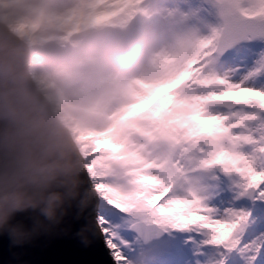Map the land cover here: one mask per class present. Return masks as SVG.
<instances>
[{"label": "snow or ice", "instance_id": "6c2138e0", "mask_svg": "<svg viewBox=\"0 0 264 264\" xmlns=\"http://www.w3.org/2000/svg\"><path fill=\"white\" fill-rule=\"evenodd\" d=\"M183 3L218 20L197 53L82 138L93 224L114 264H264V0Z\"/></svg>", "mask_w": 264, "mask_h": 264}, {"label": "clouds", "instance_id": "9594fccd", "mask_svg": "<svg viewBox=\"0 0 264 264\" xmlns=\"http://www.w3.org/2000/svg\"><path fill=\"white\" fill-rule=\"evenodd\" d=\"M215 24L181 0H0V231L22 238L19 212L40 228L93 206L82 138L175 79ZM168 143L147 156L167 157Z\"/></svg>", "mask_w": 264, "mask_h": 264}, {"label": "water", "instance_id": "95a60500", "mask_svg": "<svg viewBox=\"0 0 264 264\" xmlns=\"http://www.w3.org/2000/svg\"><path fill=\"white\" fill-rule=\"evenodd\" d=\"M92 208L73 205L59 223L40 228L36 212L17 213L12 224L25 235L0 231V264H114L94 227Z\"/></svg>", "mask_w": 264, "mask_h": 264}, {"label": "rangeland", "instance_id": "374dc122", "mask_svg": "<svg viewBox=\"0 0 264 264\" xmlns=\"http://www.w3.org/2000/svg\"><path fill=\"white\" fill-rule=\"evenodd\" d=\"M181 2H185V0H181ZM188 2L192 3L194 6H199L201 3V0H188ZM204 19L212 22V23H218L217 18L213 14L206 15ZM110 251V249H109Z\"/></svg>", "mask_w": 264, "mask_h": 264}]
</instances>
